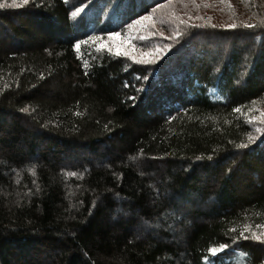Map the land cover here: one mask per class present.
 I'll use <instances>...</instances> for the list:
<instances>
[{"label": "trees", "instance_id": "obj_1", "mask_svg": "<svg viewBox=\"0 0 264 264\" xmlns=\"http://www.w3.org/2000/svg\"><path fill=\"white\" fill-rule=\"evenodd\" d=\"M16 2L0 264H264V0ZM149 15L157 61L103 45Z\"/></svg>", "mask_w": 264, "mask_h": 264}, {"label": "rangeland", "instance_id": "obj_2", "mask_svg": "<svg viewBox=\"0 0 264 264\" xmlns=\"http://www.w3.org/2000/svg\"><path fill=\"white\" fill-rule=\"evenodd\" d=\"M81 10L79 9V12ZM169 10H162V14L165 12H168ZM142 17V16H141ZM137 18V20H139ZM136 20V21H137ZM154 21L145 20L142 21L140 24L133 23L129 27L128 33L124 35H119L118 37H113L110 39V36L106 39L103 40V45L111 49L114 53L120 52L121 54L127 53V56L130 59L137 60V61H154L158 60L161 57L164 56L163 50L160 49L159 46L155 42L152 43L151 46H148L147 48H144L142 46L143 40L146 38L147 35H153V33H148L146 31H141L143 27H147L148 25L152 24ZM157 25V23H156ZM155 25V26H156ZM159 31V28H158ZM160 31H162L160 29ZM141 37H144V39H141ZM163 37H166V35H163ZM138 43V45H137ZM158 51L160 52V56L158 57ZM261 112L264 113V106L261 109ZM259 120L258 118H256ZM261 232L260 234L262 235V238H264V228L259 229ZM260 236V235H259Z\"/></svg>", "mask_w": 264, "mask_h": 264}, {"label": "snow or ice", "instance_id": "obj_3", "mask_svg": "<svg viewBox=\"0 0 264 264\" xmlns=\"http://www.w3.org/2000/svg\"><path fill=\"white\" fill-rule=\"evenodd\" d=\"M21 2H22L23 4H28L29 0H21ZM10 6H12V7H16V6H19V5L17 4L16 0H12V4H11ZM2 7H4V4H3V3H0V8H2ZM158 7H160V5H158ZM78 11H79V9H77L76 12H73L72 15H73V16H76ZM153 12H155V9H153ZM149 19H151V16H150V15H149V16H142V17H140L139 20L135 21L134 23H136V24H140L142 21L149 20ZM246 26H247V27H253V25H250V24H249V25H246ZM130 27H131V26H130ZM213 27H215V25H213ZM227 27H229V28H235L236 25H234V24H230V25H227ZM119 35H120V33H112L111 36H110V39L113 38V37H118ZM98 39H99L98 37H89V40H93V41H96V40H98ZM141 39H144V37H141ZM84 43H87V41H78V42L76 43L75 47H76L77 51L80 50L81 44H84ZM166 47H171V45H166ZM110 50H111V49H109V51H110ZM120 54H121L120 52H117V53H116V55H118V56H119ZM125 55H127V53H125ZM139 62H140V63H148L149 61L141 60V61H139ZM145 78H146V77H145ZM257 130L259 131V129H257ZM249 139H251V136L249 137ZM239 147H247V145H239ZM72 175H75V173H73ZM241 236H243V233H241ZM245 238H246V237H245ZM253 239L258 240V241H260L261 243H264V238H262L261 236L254 235V236H253ZM226 247H227V245H222V246H221V248H226ZM209 251L212 252L213 255H215L216 252H217V249L213 248V249H210Z\"/></svg>", "mask_w": 264, "mask_h": 264}]
</instances>
